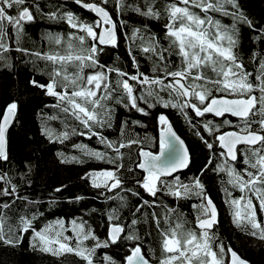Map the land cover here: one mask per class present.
<instances>
[{
  "label": "snow or ice",
  "instance_id": "obj_1",
  "mask_svg": "<svg viewBox=\"0 0 264 264\" xmlns=\"http://www.w3.org/2000/svg\"><path fill=\"white\" fill-rule=\"evenodd\" d=\"M74 2L94 14V19L87 21L71 11L60 13L50 10L45 13L48 19L64 21L73 31L66 36L46 34L47 41L54 45L50 51L29 52L20 47L15 51L45 62V69L41 72L48 77L47 82L41 84L33 79L30 83L56 98L54 107L64 113L66 119L78 122L86 130L79 135L96 136L100 144L112 151L113 155L109 156L107 152L90 149L84 144L74 145L84 156L113 166L86 172L84 178L91 182L93 188L108 193L119 190L138 197L140 203L130 209L132 217L145 207L154 209L150 215L160 241L157 264H248L230 246L218 243L219 238L214 231L219 223L217 206L207 194L200 177L209 165L214 171L224 173L226 184L240 193L237 197L228 187L223 189L232 222L249 235L264 240V220L258 219L257 210L264 213V56H260L258 68L249 71L236 52L237 24H247L253 29L255 25L243 15L238 0H166L162 6L157 5V0H143L142 4L115 0L112 10L108 8L111 0ZM226 6L234 11H229ZM41 11L37 0H0V60L6 59L3 54L9 51L8 41L14 37L18 44L25 25L34 22L36 13ZM126 11L149 20L165 18L162 39L152 33L147 24L133 28L127 36L131 41L128 55L134 72L107 66L98 59L105 46H118L120 29L127 26L120 17ZM212 13L231 16L233 23L224 25ZM259 31L264 33V29ZM138 55L151 62V75L141 71ZM257 55L253 53V62H257ZM113 103L145 116L149 113L140 106L141 103L149 109L157 105L177 109L193 128L196 125L192 124L189 109L198 118L206 114L231 116L237 118L238 123L233 124L229 119H223L220 124H214L212 120L203 122V129L213 137L212 141L200 131L194 134L211 155L199 174L185 182L175 174L190 169V151L173 130L168 117L163 113L157 117L160 132L158 145H155L158 153H155L149 150L151 146L144 145L147 137L142 139L138 134L127 133L129 123L140 125V121H123L119 136L114 140L100 131L112 127ZM17 107V103L12 102L0 115V161L8 160L6 133L16 116ZM224 126L234 130L221 131ZM64 127L66 130L58 135L46 126L43 132L50 139L55 137L63 142L78 131L67 123ZM121 149L129 151L124 153ZM59 155L63 156L62 153ZM126 155L130 162L127 168L123 163ZM216 156L221 163H214L213 157ZM62 162L84 163L75 156L65 157ZM241 162L244 167L238 168L237 164ZM136 169L140 170L139 174ZM122 171L135 176L136 190L125 188ZM6 177V173H0V181L10 183ZM139 189L154 199L145 200ZM119 192L108 198L123 201L124 197L119 196ZM15 193V185L10 188L0 186V197L12 198ZM160 195L170 196L175 201L196 198L199 202L191 205L195 213L194 223H190L177 207L158 203ZM11 208L10 203L0 201V241L15 245L22 238L17 235V229L21 233L31 231L33 248L39 247L54 256L74 254L85 264H94L96 249L107 248L109 243L116 244L121 239L141 240L135 231L140 222L138 218H132L126 225L111 223L108 239L100 241L84 220L79 223L72 220L70 228H65L63 220H56L38 230V225L33 224L37 219L35 215L31 218L21 215L19 225L13 227L8 220ZM157 208L163 211L157 212ZM108 219L119 221L120 216L114 212ZM67 231L73 235H65ZM89 240L96 241L94 246L85 244ZM103 259L104 264H117L110 256ZM123 259L124 264H152L141 243H135Z\"/></svg>",
  "mask_w": 264,
  "mask_h": 264
},
{
  "label": "trees",
  "instance_id": "obj_2",
  "mask_svg": "<svg viewBox=\"0 0 264 264\" xmlns=\"http://www.w3.org/2000/svg\"><path fill=\"white\" fill-rule=\"evenodd\" d=\"M37 2L42 11L36 13L34 22L25 25L24 34L18 44L14 37L8 41L9 51L3 54L6 59L0 60V115L8 104L16 102L18 105L17 117L8 135V160L0 161V173H6V179L10 181V183L0 181V186L5 188H10L11 185L16 186L14 197H0V201L12 205L11 211L8 212L9 223L16 227L19 225L21 215L27 218L35 215L37 219L33 221V224L38 225L39 230L45 224L56 220H63L65 228L71 227L72 220H76L78 223L84 220L87 221V226L91 227L99 240L104 241L108 239V228L111 223L126 225L130 223L132 218H138L140 222L135 226V231L137 235H140L141 240L121 239L116 244L109 243L107 248L96 249V255L93 258L94 264H104L103 258L105 256L112 257L117 261V264H124L123 258L129 254L135 243H141L143 251L148 254L153 263H157L160 256V241L150 215L154 209L145 207L141 213L136 214V217H132L130 209L140 203L138 197L131 195V193L119 192V190L108 193L103 189H96L91 186V182L84 178L86 172L112 168L113 166L104 161L84 156L74 145L84 144L90 149L107 152L109 156L113 155L112 151L100 144L96 136L89 138L79 135V132L86 130L78 122L70 118L66 119L65 114L54 107L57 103L56 98L46 95L44 89L35 87L30 83L33 79L41 84L47 82L48 77L41 72V69H45V62L37 60L35 56L30 54L15 51L16 47L27 49L29 52L50 51L54 45L47 41L46 34L59 33L66 36L73 31L64 21L48 19L45 13L50 10H56L60 13L71 11L87 21H92L94 14L77 5L74 0H37ZM88 2H92V0H88ZM126 2L128 4H142L143 0H126ZM164 2L166 0H157V5L162 6ZM238 3L243 15L253 22L255 28H249L247 24H237L239 32L236 52L248 70L255 71L258 68L260 56H264V33L259 31L264 29V0H238ZM114 7L115 0H111L108 8L112 10ZM226 7L229 11H234L230 6ZM212 15L224 25L230 26L233 23L231 16H224L221 13H212ZM120 19L126 21L127 26L120 29L118 46L105 47L104 51L99 53L98 59L100 63L107 66L134 72L128 55L131 41L127 39V36L131 34L133 28H141L147 24L148 29L162 39L165 18L149 20L135 12L126 11ZM257 36H261L262 39H255ZM162 42L166 44L165 41L162 40ZM253 53L258 54L257 62L252 61ZM138 59L140 60L141 71L151 75V62L140 55H138ZM162 95L164 94L162 93ZM165 99H167L166 95ZM140 106L149 113L147 116L134 109L128 110L122 105L113 103L111 105L113 108L112 127L100 131L110 140H114L119 136V127L123 121H140V125L129 123L127 133L138 134L142 139L147 137L144 139V145L146 147L151 146L149 150L157 153L158 146L155 145H158L160 130L157 117L163 113L187 143L192 157L190 169L178 175L187 182L189 177L199 174V170L207 162L211 153L194 133L200 131L201 135L211 142L213 137L204 131L203 122L212 120L214 124H220L222 120H216L209 115L198 118L189 109L192 124L196 125L193 128L177 109H165L159 105L149 109L143 103ZM52 116H58L59 119H48ZM229 120H232L233 124L238 123V120ZM65 123L70 128H77L78 131L63 142L55 139V137L50 139L43 132L46 126L58 135L66 130ZM229 130L234 129L228 126L221 128V131ZM128 151V149H121V152L124 153ZM61 153L63 156L59 155ZM72 156L78 157L84 163L62 162L65 157ZM213 160L216 164L222 162L218 156L213 157ZM123 163L125 168L129 166L130 162L127 155ZM237 167L241 168L244 165L241 162L237 164ZM136 173L139 174L140 171L136 169ZM122 175L125 178V188L136 190L135 176L126 171H122ZM200 178L207 194L216 203L220 213L219 223L214 229L219 238L218 243L222 242L226 247H232L252 264H264V240L249 235L236 227L232 222L230 209L224 202L226 195L223 189L225 187L233 192V196L238 197L239 191L233 190L230 185L226 184L227 176L224 173L214 171L212 165H209L208 170ZM58 188L61 191L57 192L56 189ZM139 191L145 200L154 199L143 189H139ZM117 192H119V196L124 197L123 201L108 198L115 196ZM161 202L169 207H177L190 223H194L195 213L191 205L199 202L196 198L175 201L170 196L160 195L158 203ZM155 210L157 212L163 211L162 208ZM257 210L258 219L264 220V213H259V209ZM114 212L120 216L119 221H109V215ZM17 235L22 238L15 245L0 241V264H85L74 254L54 256L51 253L41 251L39 247L33 248L31 231L21 233L17 229ZM65 235L73 234L71 231H67ZM95 243L96 241L92 240L85 242L88 247L94 246Z\"/></svg>",
  "mask_w": 264,
  "mask_h": 264
},
{
  "label": "water",
  "instance_id": "obj_3",
  "mask_svg": "<svg viewBox=\"0 0 264 264\" xmlns=\"http://www.w3.org/2000/svg\"><path fill=\"white\" fill-rule=\"evenodd\" d=\"M105 47H108V46H105ZM104 47V48H105ZM18 106V105H17ZM17 113H18V107H17V111H16V116H15V118H14V120H13V123L9 126V128H8V130H7V133H6V151H7V154H8V135H9V131H10V129L12 128V126H13V124L15 123V120H16V117H17ZM206 115H209V116H212L213 118H216V119H222V118H224V117H214L212 114H206ZM225 117H231V116H225ZM231 118H234V119H236L237 120V118H235V117H231ZM170 121V120H169ZM171 122V121H170ZM172 126H173V124H172ZM173 130L177 133V135L178 136H180L179 134H178V132L175 130V128H174V126H173ZM229 131H231V130H229ZM159 132H160V130H159ZM159 138V137H158ZM180 138L181 139H183L181 136H180ZM184 140V139H183ZM184 142H185V140H184ZM185 145L188 147V145H187V143L185 142ZM189 148V147H188ZM190 151V150H189ZM158 153V152H157ZM190 155H191V153H190ZM191 159H192V157H191ZM3 162H5V161H3ZM139 170V169H138ZM187 169H185V170H183L182 172H179V173H176L175 175H178V174H180V173H183V172H185ZM140 171V170H139ZM170 178V177H169ZM215 203V202H214ZM216 204V203H215ZM217 206V205H216ZM217 210H218V207H217ZM219 217H220V213H219V210H218V221H219ZM108 231H109V228H108ZM120 241V240H119ZM118 241V242H119ZM232 248V247H231ZM143 250V249H142ZM234 250V249H233ZM235 251V250H234ZM237 254L241 257V258H243L238 252H237ZM244 259V258H243ZM245 261H247L248 262V264H252V263H250L248 260H246V259H244ZM152 264H157V263H153L152 262Z\"/></svg>",
  "mask_w": 264,
  "mask_h": 264
},
{
  "label": "flooded vegetation",
  "instance_id": "obj_4",
  "mask_svg": "<svg viewBox=\"0 0 264 264\" xmlns=\"http://www.w3.org/2000/svg\"><path fill=\"white\" fill-rule=\"evenodd\" d=\"M224 118L234 119V118H231V117H224ZM216 120H223V118L222 119H216ZM234 120H236V119H234Z\"/></svg>",
  "mask_w": 264,
  "mask_h": 264
},
{
  "label": "rangeland",
  "instance_id": "obj_5",
  "mask_svg": "<svg viewBox=\"0 0 264 264\" xmlns=\"http://www.w3.org/2000/svg\"><path fill=\"white\" fill-rule=\"evenodd\" d=\"M70 236H72V235H70Z\"/></svg>",
  "mask_w": 264,
  "mask_h": 264
}]
</instances>
